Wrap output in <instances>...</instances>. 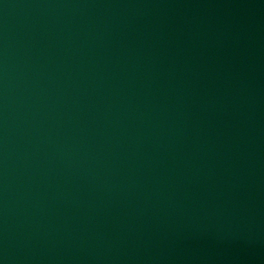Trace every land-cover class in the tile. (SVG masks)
I'll return each mask as SVG.
<instances>
[{
    "label": "water",
    "instance_id": "1",
    "mask_svg": "<svg viewBox=\"0 0 264 264\" xmlns=\"http://www.w3.org/2000/svg\"><path fill=\"white\" fill-rule=\"evenodd\" d=\"M0 264H250L197 0H0Z\"/></svg>",
    "mask_w": 264,
    "mask_h": 264
}]
</instances>
